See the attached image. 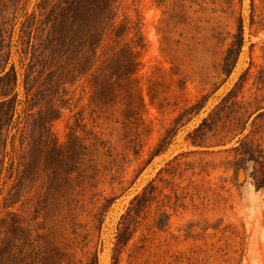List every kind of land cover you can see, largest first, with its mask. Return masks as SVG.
<instances>
[{
  "label": "rangeland",
  "instance_id": "1",
  "mask_svg": "<svg viewBox=\"0 0 264 264\" xmlns=\"http://www.w3.org/2000/svg\"><path fill=\"white\" fill-rule=\"evenodd\" d=\"M64 1L69 35L60 0H0V264H264L230 149H264V0Z\"/></svg>",
  "mask_w": 264,
  "mask_h": 264
},
{
  "label": "trees",
  "instance_id": "2",
  "mask_svg": "<svg viewBox=\"0 0 264 264\" xmlns=\"http://www.w3.org/2000/svg\"><path fill=\"white\" fill-rule=\"evenodd\" d=\"M73 6L74 5L69 1L60 0V2L58 3L57 10L55 12V20L57 21V24L62 30L64 29L66 31L65 34H68V35L70 34L69 32L73 31V29L76 26L75 21H74V16H73ZM110 8H111L110 3H107L104 8V13L106 14L104 22L112 20V17L108 15ZM120 27L122 26H119V28ZM105 28L109 36L110 35L115 36V33L117 31V28L115 26L104 27V29ZM65 37H67V35H65ZM129 55H130L129 62L132 63L134 60L132 49L129 50ZM97 70L98 69L95 68V70L91 73L90 79L96 76L95 73L97 72ZM88 81H89V84H92L94 83V78ZM5 104H6V101L4 100L1 101L2 106ZM4 119H5V116L2 113L0 115V125L3 123ZM208 119L209 118H203L199 126L194 128L193 132H198L202 130V128L208 124ZM27 136L31 137V132H29ZM26 139L27 138H25V140ZM190 143L192 145H198V143L193 139L190 140ZM224 143H221V144H224ZM230 149L234 151V158L236 159L238 158L239 163L238 165L237 164L235 165V168L244 169L246 168L247 164L250 163L251 169L249 171V177L251 180V184L253 185L256 191L262 190L264 193V149L261 148L258 144H255L250 141H246L243 138L236 140L235 145L230 147ZM147 197L148 196L146 194H144V196H135L130 202L131 205L127 208V212L124 215H122V221L119 222L118 224V232H117L118 243L117 245L118 244L120 245L121 243L120 239H121L122 233L129 232L134 222H138L137 220L138 214H136V205L139 200L143 199L144 201L145 198ZM263 202H264V198H263ZM167 216H168L167 214L163 213L160 218L162 217L167 218ZM94 262L95 263L93 264H96V256L94 257Z\"/></svg>",
  "mask_w": 264,
  "mask_h": 264
}]
</instances>
